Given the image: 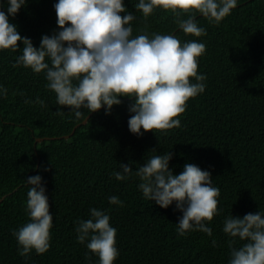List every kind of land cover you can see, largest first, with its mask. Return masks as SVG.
Returning a JSON list of instances; mask_svg holds the SVG:
<instances>
[{
  "label": "trees",
  "instance_id": "1",
  "mask_svg": "<svg viewBox=\"0 0 264 264\" xmlns=\"http://www.w3.org/2000/svg\"><path fill=\"white\" fill-rule=\"evenodd\" d=\"M57 2L26 0L9 20L39 47L43 35L59 30ZM137 2L124 0L136 16L133 36L174 34L182 43L206 45L198 69L207 77L205 91L187 102L180 127L138 136L128 127L133 98L121 97L111 114L106 105L96 112L82 109L84 118L77 120L69 107L56 104L43 72L13 67L22 41L17 52L0 50V86L8 90L6 97L0 94V264H98L76 232L80 221L92 218V208L109 215L117 229L115 264H229V241L237 248L244 242L223 232L225 219L264 212V0H238L218 25L198 16L207 32L200 37L185 35L173 15L160 9L145 21ZM0 6L7 12V0ZM37 98L45 106L34 103ZM170 152L174 174L193 163L209 171L220 190L219 211L207 224L211 236L201 231L179 236L182 212L175 203L162 208L138 187V167ZM121 163L133 169L123 181L114 175ZM36 175L46 188L53 226L49 250L42 255L33 250L25 258L13 231L29 222L27 179ZM112 196L123 206L111 204Z\"/></svg>",
  "mask_w": 264,
  "mask_h": 264
},
{
  "label": "clouds",
  "instance_id": "2",
  "mask_svg": "<svg viewBox=\"0 0 264 264\" xmlns=\"http://www.w3.org/2000/svg\"><path fill=\"white\" fill-rule=\"evenodd\" d=\"M238 0H138L135 8L146 21L160 9L174 17L178 29L185 35L200 37L206 29L199 26L198 16L218 25L237 7ZM7 12L0 6V50L20 54L13 67L43 72L45 87L55 93L56 104L69 107L77 120L84 112H96L105 105L111 114L121 97L133 98L128 120L129 130L138 136L144 132H167L181 126L179 117L187 102L205 91L206 75L200 74L199 58L206 45L197 40L181 42L174 34L147 33L133 36L135 14L128 11L124 0H58L54 4L58 31L43 35L39 47L21 36L9 20L19 12L26 0H7ZM121 13H127L121 15ZM195 81V82H193ZM8 90L0 86V94ZM25 103L32 101L25 100ZM45 106L43 100L34 102ZM63 115V111H57ZM143 129V131H142ZM172 153L154 155L138 167L135 176L146 200L162 208L175 203L182 212L177 223L179 236L188 231L212 235L207 226L217 215L220 190L213 186L209 171L186 163L179 174L169 167ZM133 169L121 163L115 172L117 180H125ZM26 212L29 222L13 231L19 246L18 254L27 258L35 250L44 254L50 248L53 215L49 198L40 175L27 179ZM109 202L123 206L118 197ZM91 219L76 227L77 240L98 258V264H115L119 256L116 246L117 229L110 216L96 208L90 209ZM223 232L244 243L233 247L229 241V264H264V212L243 217H227ZM216 241L213 240V245ZM86 253V259H89Z\"/></svg>",
  "mask_w": 264,
  "mask_h": 264
},
{
  "label": "water",
  "instance_id": "3",
  "mask_svg": "<svg viewBox=\"0 0 264 264\" xmlns=\"http://www.w3.org/2000/svg\"><path fill=\"white\" fill-rule=\"evenodd\" d=\"M89 115H90V114H89ZM88 117H89V116H87V117L84 119V122L87 120ZM38 139L41 140V139H43V138H38Z\"/></svg>",
  "mask_w": 264,
  "mask_h": 264
}]
</instances>
